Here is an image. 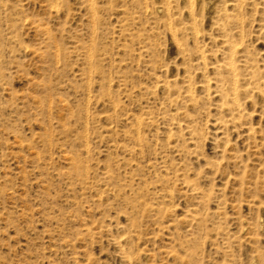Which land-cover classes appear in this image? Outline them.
Here are the masks:
<instances>
[{"label":"rangeland","instance_id":"1","mask_svg":"<svg viewBox=\"0 0 264 264\" xmlns=\"http://www.w3.org/2000/svg\"><path fill=\"white\" fill-rule=\"evenodd\" d=\"M212 1L0 0V264H264V0Z\"/></svg>","mask_w":264,"mask_h":264},{"label":"bare ground","instance_id":"2","mask_svg":"<svg viewBox=\"0 0 264 264\" xmlns=\"http://www.w3.org/2000/svg\"><path fill=\"white\" fill-rule=\"evenodd\" d=\"M90 1V3H91V1H93V0H89ZM186 2H188L189 3V13L191 14L192 13V15L195 13V11L196 10H199V11H201V10H203V11H208L210 8H211V6H212V4L214 3L212 0H210V1H208V2H204V3H202L201 2V0H186ZM241 0H232V4L233 5H235L236 7H241ZM55 3V2H54ZM94 3V2H93ZM168 3V2H167ZM227 3V2H226ZM50 4H52V3H50ZM92 4V3H91ZM225 8V7H224ZM157 9V8H156ZM167 9V8H166ZM169 9V8H168ZM214 9V8H213ZM158 10H160V8L158 9ZM212 10V9H211ZM241 10V9H240ZM57 11V10H56ZM145 11H146V9H145ZM168 11V10H167ZM166 11V12H167ZM212 12V11H211ZM191 15V16H192ZM145 16V15H144ZM193 19V18H192ZM195 19V18H194ZM240 19V18H239ZM95 20V19H94ZM241 20V19H240ZM168 21V20H167ZM169 22V21H168ZM241 22V21H240ZM40 23V22H39ZM173 25V24H172ZM240 25H242V24H240ZM193 27V26H192ZM241 27V26H240ZM241 29V28H240ZM173 31V30H172ZM197 31V30H196ZM237 45V44H236ZM89 48H90V45H89ZM203 59V58H202ZM229 62V61H228ZM232 62V61H231ZM230 62V63H231ZM229 63V64H230ZM231 64H233V63H231ZM231 64H230V66H231ZM232 68V67H231ZM235 69H232L231 70V72H233ZM234 73V72H233ZM234 83V82H233ZM207 84V83H206ZM235 99V98H234ZM130 121V120H129ZM130 259V258H129Z\"/></svg>","mask_w":264,"mask_h":264}]
</instances>
